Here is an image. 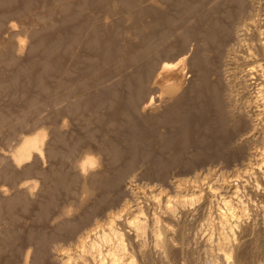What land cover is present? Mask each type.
<instances>
[{"label": "bare ground", "instance_id": "obj_1", "mask_svg": "<svg viewBox=\"0 0 264 264\" xmlns=\"http://www.w3.org/2000/svg\"><path fill=\"white\" fill-rule=\"evenodd\" d=\"M29 18L39 26L31 28ZM18 24L33 38L30 50L37 58L27 68L35 71L29 83L38 87L39 92L30 93L15 117L0 113V125L6 124L11 130L33 127L30 133L25 130L29 134L21 135L18 141V136H14L18 143L8 158L13 164L29 159L20 167L22 172H35L51 181L46 186L48 197L43 201L42 217L55 203L58 189L72 196L70 200L66 198L67 204L58 206L60 210L54 219L57 233L54 230L50 236L42 233L37 236L39 255L51 244L50 239L63 235L72 239L74 247L61 248L60 264H132L135 251L145 252L141 241L146 230L168 252L170 243L163 238L162 229L177 217L178 208L184 209L199 196L205 199L218 194L224 210L217 212L213 247H207L202 254L203 262L196 264H219V258L223 264H248L243 259L245 253H240L242 259L237 258V253L233 260L228 259L234 243L231 236L242 215V209L233 202L238 186L231 184V178L224 175L215 179L217 186H213L215 182L210 185L212 180L205 181L208 185L204 188L197 176L193 175L191 181L186 179L190 183L184 186L183 178L182 183L178 178L177 194L173 196L159 188L161 191L152 197L155 204L162 198L163 205L158 206H162L165 216L156 214L155 208L148 216L144 213L149 209L144 210L146 198L136 191L124 197L121 189L123 180L127 182L124 177L131 172L128 177L132 178L137 165L146 164L145 171L154 172L161 179L171 165H190L192 159L226 162L238 152L232 147L236 141L252 144V138L263 129L253 121L260 119L255 110L264 107V0H0V46L11 55L24 49L26 36L21 38L18 31L12 39L2 35L10 36ZM63 89L65 92H61ZM66 116L69 123L63 119ZM71 117H75V133L66 135L64 127H68ZM261 137L262 141L264 132ZM52 140L58 144L56 149L55 145L53 149L49 147ZM249 148L246 158L255 161H245L248 164L244 162L243 171L251 168L255 174L262 169L264 153L257 145ZM59 153L67 159H76L74 172L63 170L60 165L46 171L37 167L35 161L45 159V154L52 158ZM239 174L236 176L243 175ZM179 232L183 235L182 230ZM9 238L6 235L5 241ZM128 249L133 251L132 255ZM148 262L144 259L142 264Z\"/></svg>", "mask_w": 264, "mask_h": 264}, {"label": "rangeland", "instance_id": "obj_2", "mask_svg": "<svg viewBox=\"0 0 264 264\" xmlns=\"http://www.w3.org/2000/svg\"><path fill=\"white\" fill-rule=\"evenodd\" d=\"M165 6H167V5L163 4V7L169 10V7L168 6L165 7ZM41 12H43V11L41 10ZM30 15H33L32 12L30 13ZM31 20H32L31 18L28 19L31 28L39 26V23L37 21H34V22L32 21L31 22ZM48 20H50V19H48ZM48 22L49 21H47L46 24ZM18 27H19V29H18ZM17 29L13 30V32L16 31L14 34H12L13 32L10 34L11 37L7 36V35H9L7 33L5 34V36L2 35V37H9V38L12 39V37L13 38L17 37V35L20 36L21 38H24V36H26L24 38L25 41H26L25 42V47L22 50V51H24V53L21 51V52H19V54L16 53L15 55H11L10 52L6 51L7 49L2 48L3 45L0 46V113L6 112V114L7 115L9 114V116H11L12 118L15 117L16 115H18L17 113L19 112V110H18L19 107H21L22 105L26 104L25 102L28 101L27 99L29 98L30 93H32V92L34 93V91L36 93V91L39 89L38 87H34L33 85H31L29 83V80H30L29 78H31V76L33 75V73H35V71H32L33 69L29 70V68H27L31 64L32 60L37 58L36 57L37 55L32 53L31 50H30L31 49L30 45H31V43L33 41V38L29 34H27L26 32H23V30H22V28H21V26L19 24L17 26ZM17 31H18V34L16 35ZM22 33H24L25 35L22 34ZM13 35H15V36H13ZM9 38H5V40H7V39L9 40ZM25 49H26V52H25ZM6 54L7 55L10 54L11 57H10V55H8V57H7ZM1 55H3V56L1 57ZM14 59H17V60H14ZM28 59H30V60H28ZM3 60H4V62H2ZM26 60H27V62H26ZM14 61H15V63H14ZM18 61H19V63H18ZM28 62H29V64H28ZM16 64H18V65H16ZM24 68H26V69H24ZM12 73H14V74H12ZM26 75L28 76V78H27ZM33 77H34V75H33ZM1 80H4V82L1 81ZM53 81H55L54 77H53V79L52 78L50 79V82L52 84L55 83ZM10 82H11V84H10ZM2 85H4V87H2ZM37 92H39V91H37ZM61 92H65V90L63 89ZM25 98H26V100H25ZM12 99H14V100H12ZM32 107L34 108V105ZM32 107L30 106V108H32ZM31 110L29 111L28 115L31 114ZM259 110L260 111L255 110V113L258 112L257 117H260V119H257V121L256 120L253 121V123L257 122V126H259L261 128L263 127V129H261L260 132H258L256 134V136H254L252 138L253 140L250 139L252 141V144H251V142L249 144L251 145V147H254L255 145H257V148L260 147L259 150L262 149L263 153H264V146H262V145H264L263 144L264 143V139L262 140L263 142L261 141V139L263 138L261 136H262V134L264 132L263 131L264 130V107L259 109ZM259 113H261V115ZM32 114H33V112H32ZM32 114L30 115V119L32 118L31 116H33ZM68 117L66 116V117L63 118V119H65V118L67 119V123H69ZM74 118L75 117H71V121H70V124H68V127H66L67 125L64 127L66 130L64 129L63 133H66V135H68L69 133H72V131H73V133H75L74 132L75 131V122H74L75 120H74ZM5 126H7V125L3 124V123H1V125H0V198L2 197L0 199V234H1L0 235V243L4 242L3 244H0V246H1L0 247V264H23V263L24 264H54V263H56V261L58 259H59L57 261L58 263H56V264H60V255H59V253L61 252L62 249L63 250H65L67 248H71L72 249V247H74V242L72 241V239L63 238V235H59L58 237L52 238L54 240L50 239L48 244L51 243L52 245L50 244L51 246L50 245H48V247L46 246L47 249L44 250L45 252L43 251V253H41V254H43L41 256V255H39V246H40V244H39V242L37 240V236L40 233L48 235V236H50L51 234H54L55 231H56L55 233H57L58 226H56L57 224H56V221L54 220L57 217H55V216H56L57 212L60 210V208L64 204H67L68 200H70V198L72 196L64 195L65 192H63L62 189H58V192L55 195L56 196L55 198H57L56 199L57 203H56V200H55L56 205H55V203H53V205L50 206L49 209H47L48 212L46 211V213H45L46 215L43 216L44 218L41 216V211L43 209V203H44L43 201H45V199L48 197V194H47V191H46L47 190L46 186H48L51 183V181H49V179H47V177H44L43 175H40V174H39V176H40V178H39L38 174L36 175L35 172L34 173L33 172H28V173L22 172L20 167H22V165L25 164V162L28 163L29 159L27 161L21 162V164H16V163L13 164V162L10 161L11 159L8 158V155L11 153L10 151H13L15 149V147L17 145L16 143H18L17 141L19 140L20 136L23 135V134H29L33 127L30 125L31 126V127H29L30 129L22 127L23 129L20 128L21 130L19 128H17V130H11L8 126H7L8 128L5 127ZM67 128H69V129H67ZM25 130L29 131V133L27 131H25ZM47 132H49V131H47ZM259 134H261V135H259ZM14 136H16V137L18 136L17 141H16V137H14ZM47 138L49 140V135H47ZM240 142L241 141H239V142L236 141V143L232 145V147H234V149L236 147L235 151L238 150L237 153L240 152V156L237 155V153H235L236 155L233 154L232 158L230 160L227 159L228 161H226V162H225L224 159H221V160L220 159H208V160H206V159H192L193 161H191L192 164H190V165H187V164H184V163H181V164L177 163L176 165L175 164L171 165V166H174V167L169 166L168 168H170V169L169 170H168V168L166 169V173L168 172L169 174L168 173L167 174L166 173L163 174L164 176H162L161 179L159 178L158 175H157L158 176V178H157V176L153 174L154 172L148 173L147 171H145L144 168H145L146 164H144V166L143 165H141V166L137 165L138 167L137 166L135 167L136 170L134 169L133 170L134 172H132V174L134 173L133 177H132V178L135 177L134 179L129 178V177L132 176L131 172H130V175H127V176L124 177L128 183L123 180L124 183L122 185L121 194H122V196H124V197L127 196V198H128V194H129V196H132V194L135 193V191H136V193L137 192L139 193V194L137 193V195H142V196H144L146 198V204H145L144 210L147 209V207L149 209L145 210L144 213L147 212L146 214L148 216H151L153 211L156 210L157 211L156 214L158 213V214H160L162 216H165V215H163L162 206L161 207L158 206L159 204L163 205L162 198L159 199L158 202H157V199H156L157 203L155 204V200L152 197V194H155V193L159 192V190H160L159 188H161L163 193L165 192V194H168V192H169V195L173 196V194L174 195L177 194L176 193V188L177 187H176L175 183L177 181L179 182V179H180V183H182L181 180L183 178L182 181L184 183H182V184L184 186V184L187 185L188 183H190L191 179L192 178L194 179V176H197L196 179L197 178L200 179V184L202 182V185H203L202 187L204 188V187H207V185H208L206 183H210V182H211L210 185H213V183L215 182L214 185H213V186H215L216 183H217V181L215 179L223 178L221 176L225 175V177L232 179L231 184L233 186H235V187L238 186L239 187V188L236 187L238 189V192H236V194H235L236 198H234L233 202L235 204V207H237L239 209H242V215H241V217H239V220H238L239 222H237V224H236L237 226H235V228H234L236 231H234L233 236H231V237H234V238H232L230 241H231V243L232 242H234V243H232L231 246H230L231 250H232L231 251V255L232 256H230V258L228 257V259L229 260H233L232 258L235 257L236 253H237L236 255H238L237 258L242 259L243 256H241L240 253L242 255L245 253L243 259L244 260L247 259L246 261H247V263L249 262L248 264H250L251 262H252V264H264V175H263L264 174L263 173L264 172L263 171L264 170V166H263L264 164L261 165L262 169H263V170L261 169L262 171L260 170V172H259V170H256L257 174L256 173L254 174L255 169H254V172H253V170L251 168L248 169L246 171V173H245L243 170H246V169H244L243 167H246V164H248L247 162H253V161H255V159L253 160V159H247L246 158L247 155H248L247 153H248V151L250 149L249 148L250 145H248V143L246 141H243L242 144ZM48 143H49V147L51 149H53L54 145H55L54 146L55 149L58 146V144L54 143L53 140L48 142ZM237 144H241L244 148H247V149L249 148V149L248 150L247 149L243 150V147L241 148V145H237ZM61 148H63V147H61ZM240 148H241V150H240ZM245 150H246V152H245ZM242 151L245 152V153H243ZM2 154L4 156H1ZM6 154H7V156H6ZM235 156H237V159L235 158ZM262 156L264 157V154H262ZM47 158L48 157L45 154V159H39L38 161H35L36 163L38 162L37 164H39V165H37V167L38 168L41 167L40 168L41 170L45 169V171H46V170H49L52 167H55V166L58 167L60 165L59 167L61 168V166H62L63 168H61V169H63V170L67 169L69 172L70 171H73V172L75 171V168H74L75 163L74 162H75L76 159H67L65 157H62L60 155V153L57 156H54L52 158H48V159ZM54 158H55L56 162H54ZM32 160L33 159H30V162H33ZM43 160H44V162H43ZM201 160H205V161L201 162ZM261 160L263 162L264 158L261 159ZM245 161H247V162H245ZM35 162H33V163L35 164ZM7 163L10 164V165H8ZM11 164H13V165H11ZM15 164H16V166H14ZM193 164H195V166H193ZM177 165H179V166L177 167ZM18 166H19V168H18ZM70 167H72V168H70ZM184 168H186V169H184ZM239 168L242 170L243 173L240 172L241 170ZM72 169H74V170H72ZM140 169H142L143 171H141ZM18 170H20V172H18ZM251 170H252L253 173L251 172ZM139 171H141V174H140ZM219 171L222 172V173H220ZM135 172L139 173L137 175L138 176L140 175L141 177L143 176L142 172H144V175L148 174V177H150V178H148L146 176H143L144 178L143 177L141 178L140 176L138 177L135 174ZM196 172H197V174H196ZM238 172L240 174H243L244 177H243V175L239 174L240 177H241V179H239L240 177L236 176L238 174ZM32 173H33V175H32ZM152 174H153V176H152ZM170 174L171 175L173 174L172 175L173 178L177 177L175 179L176 181L172 179ZM260 174H261V176H260ZM166 175H168V177H170V178L166 177ZM203 175H204V177H203ZM246 175L248 176V178H247ZM154 176H156V177H154ZM188 177H190V178H188ZM255 177L259 178L260 180L257 181V178H255ZM136 178H138V179H136ZM139 178L141 179V181H139L140 180ZM145 178H148L150 180L148 181V179H145ZM204 178H206V179H204ZM210 178H213V179H210ZM129 179H131V180H129ZM144 179H145V181H144ZM169 179L171 180V182H170ZM186 179H187V181L188 180H190V181L189 182H185ZM134 180H135V182H133ZM163 180H165L164 181L165 184L162 182ZM208 180H212V181L209 182ZM213 180H215V181H213ZM166 181H167V183H166ZM205 181H206V183H203ZM29 183H30V185H29ZM125 183H126L127 187H126V185L124 186ZM146 183H147V185H146ZM182 184H181V186H182ZM20 185H21V187H20ZM26 186L28 188H26ZM128 186H129V189H128ZM167 186H168V188H167ZM123 187L125 189L126 188L127 189L125 190V189H123ZM4 188H5V192L3 194V192L1 193V189H4ZM165 188H166V190H165ZM127 190H128V193H126ZM152 190H153V192H152ZM163 190H165V191H163ZM61 194H62V196H60ZM188 195L187 196L190 197L189 193H188ZM147 196L150 197V198H148ZM68 197H69V199H68ZM201 197H203V196H199L198 197L200 199V202H199L198 198H195L194 200L188 202L186 204L187 206H185L184 209L178 208V213L179 214L177 213V217L172 219L173 220V221L171 220L172 222L169 221L170 223H172L171 226L169 225V222H168L167 228H166L167 230L166 229H162V231H163L162 235L164 236L163 238L167 239V244H169V243L171 244V245L169 244L170 246L168 245V250L170 249L169 251L167 250L168 252L163 251L164 248H162V246H160L161 244L160 243H158L159 245L156 244L152 240L150 232L146 230V232H145L146 235L144 234L142 236V238L144 240L142 239V241H141V242L144 241L143 242V244H144L143 248H145V250H143V251H145V252L142 253V254L140 253L141 254L140 255L138 251H135L134 252V256L131 257L132 260L134 261V262H132V264H140V262L142 264L144 259L147 260V262L149 261L148 262L149 264H152V263L153 264H192V263L196 264V262H203L202 261V258H203L202 254H204V251H205V249L207 247L210 248V246H212L214 238H215V235H216L214 227H215L216 220H217V218H216L217 217V212L220 209L224 210V207L220 203L221 200H220V198H219L220 196L218 194H215V196L210 194V196L206 197V198L204 196L205 199H203ZM147 200H149V201L147 202ZM217 201L219 202V204H218ZM191 202H193V203H191ZM207 204H209L211 206H209ZM54 205H55V207H54ZM56 206L57 207L60 206V208L58 207L59 208L58 209ZM156 207H157V209H156ZM200 207H202V208H200ZM206 211H208V213ZM38 219H40V220H38ZM50 219L53 220L54 222L53 221L49 222V221H51ZM179 219H180V221H179ZM44 220H45V222H44ZM174 220H176L177 222L174 221ZM49 224H51V226ZM180 230L183 231V235H180V232H179ZM211 230L213 231L212 232L213 234H211ZM6 231H7V234H6ZM31 231H33L32 234H31ZM165 232L167 233V235L169 237L166 235ZM170 233H172L173 235L170 234ZM12 234H14V235H12ZM210 234H211L212 237L210 236ZM6 235H8L10 237L9 239H7L8 242H7V240L5 241ZM13 236H14V238H13ZM61 236H62V238H61ZM27 237H29V238H27ZM56 238L57 239L59 238V240L55 241ZM181 240H183L184 242L181 241ZM71 241H72L73 244L71 243ZM135 242L131 241V243H133V244ZM61 243H62V246H61ZM128 243L130 244V242L127 241V247L130 246V245H128ZM7 244H9V245H7ZM66 244H68V245H66ZM173 245H175V246H173ZM233 245H235L234 248H233ZM62 247H65V249L62 248ZM236 247H238L237 250H236ZM49 248H50V250H49ZM233 249H234V251H233ZM129 250L130 249H128V251ZM132 252L133 251H129V253H131V255L133 254ZM232 253H234V254H232ZM34 255H36V256H34ZM164 256H166V257H164ZM250 257H252V259ZM55 259H56V261H55ZM219 259L221 260V261L219 260V262H220L219 264H223L222 258H219ZM192 260H193V262H192ZM250 260H251V262H250ZM92 264H96V263L93 262ZM197 264H199V263H197Z\"/></svg>", "mask_w": 264, "mask_h": 264}]
</instances>
